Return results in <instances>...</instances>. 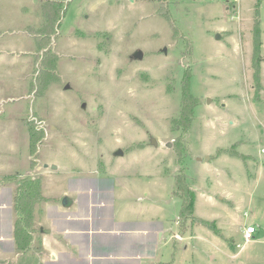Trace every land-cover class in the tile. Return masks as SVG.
Segmentation results:
<instances>
[{"label": "rangeland", "instance_id": "1", "mask_svg": "<svg viewBox=\"0 0 264 264\" xmlns=\"http://www.w3.org/2000/svg\"><path fill=\"white\" fill-rule=\"evenodd\" d=\"M44 1L17 0L22 68L0 66V186L38 183L32 240L47 200L104 167L154 185L172 218L159 261L264 264V0H62L48 39ZM177 173L214 229L178 222Z\"/></svg>", "mask_w": 264, "mask_h": 264}, {"label": "crops", "instance_id": "2", "mask_svg": "<svg viewBox=\"0 0 264 264\" xmlns=\"http://www.w3.org/2000/svg\"><path fill=\"white\" fill-rule=\"evenodd\" d=\"M1 9L0 66L9 73L12 67L22 68L18 2L8 0ZM79 175L69 190L47 200L43 226L32 232L26 252L15 247L13 199L8 187L0 186V264L166 263L158 259L172 218L161 212L154 185L104 167ZM64 196L72 200L65 206Z\"/></svg>", "mask_w": 264, "mask_h": 264}, {"label": "trees", "instance_id": "3", "mask_svg": "<svg viewBox=\"0 0 264 264\" xmlns=\"http://www.w3.org/2000/svg\"><path fill=\"white\" fill-rule=\"evenodd\" d=\"M59 1L62 0H45L42 3V8L44 11L45 20L43 22L44 38L48 39L49 33L54 31L55 22L58 19L60 7L58 6ZM47 31V32H46ZM189 78L190 73L185 72L182 80V102H181V112L179 118V127L187 129L189 123L192 120L193 109L197 105L196 98L191 95L189 90ZM184 81V82H183ZM178 125V124H177ZM179 129V128H178ZM35 138V136H32ZM179 140V139H178ZM33 142H30V147L32 148ZM174 188L172 189V194L179 197L181 200V206L179 209V218L181 226H184L188 219L192 221H199L203 226L206 225L209 228H213L212 222L207 220H202L199 218L195 219L193 215V202H194V191L191 189L186 177L177 173L174 175ZM39 185L32 177H25L19 180V184L16 187L15 194L13 196V209L15 213V219L13 222V237L15 241V247L17 250L26 252L31 248L32 234L29 232L33 218L32 208L36 201L41 199L39 192ZM175 252L177 247L173 245ZM158 264H170L158 263Z\"/></svg>", "mask_w": 264, "mask_h": 264}, {"label": "built area", "instance_id": "4", "mask_svg": "<svg viewBox=\"0 0 264 264\" xmlns=\"http://www.w3.org/2000/svg\"><path fill=\"white\" fill-rule=\"evenodd\" d=\"M237 1V0H235ZM262 152H264V149L261 150ZM255 233H256V227L253 225H246L245 229L243 231V237H244V241L247 242L249 240H252L255 238Z\"/></svg>", "mask_w": 264, "mask_h": 264}, {"label": "water", "instance_id": "5", "mask_svg": "<svg viewBox=\"0 0 264 264\" xmlns=\"http://www.w3.org/2000/svg\"><path fill=\"white\" fill-rule=\"evenodd\" d=\"M217 36H218V34H217ZM132 57L137 58V59H141V58H142V52H141V50H136V51L132 54ZM66 87H68V86H66ZM151 141L154 143V140H153V139H152ZM167 143H168L169 146L171 145L170 142H167ZM121 153H122V152H121ZM47 166H48V164L45 165V167H47ZM52 167H53V168H56V165L53 164ZM70 202H71L70 198H68L67 196L63 197L62 205L65 206V205L69 204Z\"/></svg>", "mask_w": 264, "mask_h": 264}, {"label": "flooded vegetation", "instance_id": "6", "mask_svg": "<svg viewBox=\"0 0 264 264\" xmlns=\"http://www.w3.org/2000/svg\"><path fill=\"white\" fill-rule=\"evenodd\" d=\"M77 176H78V175H77ZM79 176H80V175H79ZM77 180L79 181V179H77ZM77 180H76V181H77ZM64 197H65V196H64ZM67 197H68V196H67ZM68 198H69V197H68ZM70 200H71V198H70ZM71 202H72V200H71ZM71 202H70V203H71Z\"/></svg>", "mask_w": 264, "mask_h": 264}]
</instances>
